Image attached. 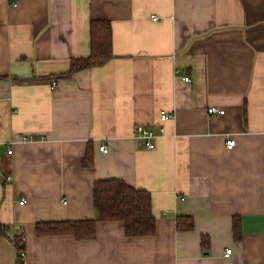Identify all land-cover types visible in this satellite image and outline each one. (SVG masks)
<instances>
[{
    "label": "crops",
    "instance_id": "0c3cea01",
    "mask_svg": "<svg viewBox=\"0 0 264 264\" xmlns=\"http://www.w3.org/2000/svg\"><path fill=\"white\" fill-rule=\"evenodd\" d=\"M98 21L113 58L63 76ZM160 125L144 149L136 128ZM111 179L150 193L153 235L122 221L38 235L95 219L94 185ZM0 225V264H17L16 233L25 264H264V0H0Z\"/></svg>",
    "mask_w": 264,
    "mask_h": 264
},
{
    "label": "trees",
    "instance_id": "16d2710c",
    "mask_svg": "<svg viewBox=\"0 0 264 264\" xmlns=\"http://www.w3.org/2000/svg\"><path fill=\"white\" fill-rule=\"evenodd\" d=\"M91 53L85 59H73L70 69L63 76L105 65L113 58L111 25L105 21L92 22L90 26ZM62 76V77H63ZM27 81V80H26ZM24 81V82H26ZM87 149V155L83 166H92V154ZM94 208L97 212L95 219L86 221H60L38 223L37 233L40 236L70 235L78 240H90L96 235V224L98 222H119L125 225L128 237H149L156 232L157 224L153 216L152 196L147 191L139 190L129 186L122 180H103L94 185ZM178 229L190 231L194 227L193 220L189 218H178ZM10 228L0 225V236H7ZM241 221L234 220V236L240 238ZM21 234H14L12 243L16 248L17 264H25L21 252L25 251V242L21 240ZM203 248L209 246V239L202 241Z\"/></svg>",
    "mask_w": 264,
    "mask_h": 264
},
{
    "label": "built area",
    "instance_id": "2783aa9c",
    "mask_svg": "<svg viewBox=\"0 0 264 264\" xmlns=\"http://www.w3.org/2000/svg\"><path fill=\"white\" fill-rule=\"evenodd\" d=\"M10 1V4L12 6H16L17 3H18V0H9ZM154 21H157V18H153ZM189 78H186V81L188 82ZM57 86V82H53L52 83V88H56ZM224 110L223 109H219V108H215V107H212V108H209L208 109V113L209 114H224ZM170 117L168 114L166 113H162L161 114V117H160V120L162 122H165L166 120H168ZM163 126L160 125V127L158 128V133L155 131V130H152L150 128H147V127H142V126H138L136 128V131H135V138L137 139V141L142 145V147L144 149H147V150H152L154 147H155V141L157 140V138L159 137L158 135L160 134H163ZM29 139L33 140V138L30 136ZM27 140V139H26ZM235 145V140H228L227 143H226V147L228 149H233ZM100 152H104V153H107V149H106V146L105 145H102L100 147ZM7 154L8 155H12V150L11 148L9 150H7ZM25 203V200L22 201V204ZM16 230H20L19 227H16ZM21 240L24 241V237L21 236ZM227 252L225 253V257H230V255L232 254V251L231 249H227L226 250ZM21 257H23L24 259L26 258L25 257V251H22L21 252Z\"/></svg>",
    "mask_w": 264,
    "mask_h": 264
}]
</instances>
